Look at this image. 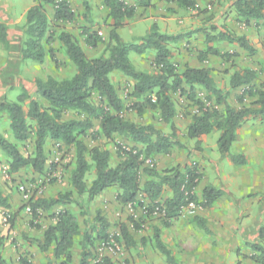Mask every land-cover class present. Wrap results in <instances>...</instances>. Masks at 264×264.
Here are the masks:
<instances>
[{"label": "rangeland", "instance_id": "1", "mask_svg": "<svg viewBox=\"0 0 264 264\" xmlns=\"http://www.w3.org/2000/svg\"><path fill=\"white\" fill-rule=\"evenodd\" d=\"M9 1L0 0V10L4 7L8 8ZM54 1H66L74 13L72 22L55 23L52 21L55 6L46 7L51 21L50 33L54 37L51 47L58 65L53 64L48 57L42 64L21 59L23 63H19L16 70L25 80H28L30 75H35V79H45L51 76L58 81L73 76L75 68L64 55L61 44L55 40L56 35L61 31L72 35L88 58L107 55V37L112 21L107 19L108 11L103 0H86L88 11L85 10L82 0ZM124 1L129 2V0ZM195 1L196 8L192 10H181L177 6L166 8V13L175 16L174 26L177 30L179 29L176 34L181 33L184 36L181 41L168 45L171 62L178 71L186 66L208 69L217 87L229 92L227 103L232 107L240 108L241 105L236 102L234 96L241 94L243 88L230 90L229 80L235 72L252 70L254 73L253 87L260 90V87L264 85V26L255 20L246 23L244 19L237 16L232 7L234 0ZM12 2H14V9L19 11L25 0H13ZM148 8L149 6L142 12H139V8L133 18L123 21V25L118 30L123 42H137L147 33L153 24L152 20L146 18ZM16 17H19L18 13ZM23 26L20 52L24 39ZM86 30L95 31L97 36L103 40V44H99L94 49L87 47L84 43ZM224 30L244 37L254 52L244 51L236 43L213 42L208 45L205 43V35L216 34ZM207 47L216 49L219 56L207 55L200 60V53L204 52ZM5 52L6 47L0 43V67ZM153 59L154 52L152 51H147L143 55L129 54L130 63L136 71L140 72L155 73L157 68ZM27 67L28 73H25ZM110 79L124 105L121 117L139 125L151 124L163 133H170L168 125L160 121L155 110H146L139 114L132 109L136 101L130 96L134 84L132 80L118 72L112 73ZM22 90L27 93L29 99L37 101L42 106L46 105L38 97L36 90H27L20 85L11 86L6 90L4 100L16 101ZM150 98L155 99L153 95ZM196 98L203 103L204 108L214 107L203 90L196 91ZM172 99L176 111L174 124L177 129V138L185 148L175 147L168 155L149 158L142 155L143 167L153 168L157 172L175 167L181 171L185 168H193L200 175L195 188L198 196L202 191V186L203 188L207 186L218 188L222 190L223 195L210 208L197 207L194 213H190L184 207L177 218L171 220L170 226L166 228L162 224L166 220L162 210L165 208V200L171 196L167 188L154 204H151L142 194L137 195L131 208L128 207L129 203L118 204L116 201L117 188L105 190L104 193H111L110 197H107L105 201H99L96 208L90 209L91 202L88 203L85 196H78L74 193L73 197L76 202L67 205L66 208L76 216L80 235L75 238L69 264H73V261L78 264L80 246L85 232L93 239L89 247L88 264H95L99 260V264H102L105 259L110 260L112 264L166 263L164 257L154 247L155 229L158 230L160 239L166 248L172 249L176 264H205L212 259L211 264L215 263L216 259L219 263L222 262L221 264H255L249 259L252 253L247 243L257 241L259 229L264 228V124L258 119H249L237 131V138L232 144L230 153L244 155L246 162L244 165L234 166L227 158H222L218 152L217 140L220 134L218 131H213L198 140L187 139L186 128L191 122V117L199 114V107L179 93L172 94ZM255 100L254 97L246 96L244 104L249 105ZM92 101L96 105L99 104L96 97H93ZM28 102L27 100L23 104L25 113L28 109ZM78 117L76 113L70 111L63 119H78ZM0 133L9 142L15 144L23 155H31L32 141L24 144L17 143L11 135L9 120L4 114L0 115ZM81 139L87 148L99 146L107 150L110 153L112 167L123 158L126 152L138 151L141 148L140 145H135L120 136H114L111 139L104 138L100 134L97 121H94V128ZM45 154L46 163L41 174H35L28 168L16 174H10L7 157L0 150V190L9 201L8 209H0L2 213L0 214V236H4L5 243L7 242L8 247L15 251L20 249L15 245L42 237L44 230L55 223L54 218L62 210L61 206H55L49 212H41L35 219L32 217V204L37 199L55 198L60 193L70 190L68 179L74 159L73 149L59 142L48 141L45 145ZM93 177L94 173L91 169L85 178L87 186ZM20 187L23 190H20ZM27 207L30 208L29 211L26 210ZM157 207L159 211H156ZM97 211H100L101 217L108 222L107 234L115 245L102 252L99 251V244L105 239H96V231L99 227L95 220ZM120 224L127 226L134 240V246L125 247L119 233ZM134 225L138 226L137 230L134 229ZM19 251L14 254L13 261L10 260L9 264H33L26 258H22L23 253Z\"/></svg>", "mask_w": 264, "mask_h": 264}, {"label": "trees", "instance_id": "2", "mask_svg": "<svg viewBox=\"0 0 264 264\" xmlns=\"http://www.w3.org/2000/svg\"><path fill=\"white\" fill-rule=\"evenodd\" d=\"M175 3L181 10L196 8L195 0H165ZM25 15L23 26V44L21 59L42 64L48 57L58 65L54 50L51 47L54 37L50 33V19L46 7L55 6L52 21L55 23H70L74 13L66 1L33 0ZM83 6L88 11L86 0ZM107 9V19L112 21L107 37V55L98 58H88L77 40L65 31L56 35V39L64 49V55L75 68V73L69 79L56 80L48 76L45 79H35L32 84L36 94L46 105L29 99L22 90L16 101L4 100L0 103V115L4 114L9 120L11 135L17 143L24 144L32 141L33 151L25 156L20 149L9 142L0 133V150L7 157L10 174H16L23 169H30L35 174L43 172L46 163L45 145L48 141L61 143L71 147L74 152L72 170L69 174V191L60 193L55 198L37 199L32 204V217L38 218L41 212H49L55 206L62 210L56 215L55 223L49 225L43 232L41 239H31L30 243L41 253H50L53 258L60 260V264L71 262V252L75 238L80 235V228L76 216L66 206L73 204V194L85 196L89 203L109 188H117L116 201L125 205L133 203L137 195L142 194L151 204L161 198L167 188L171 196L164 202L162 210L166 220L164 227L170 226V221L177 218L182 207L193 203L201 208H210L221 196L222 190L207 186L200 195L195 193L200 175L193 168L181 171L178 167L157 172L153 168L143 167L141 156L145 158L158 155H168L173 148L184 145L178 141L177 129L174 124L176 114L172 94L179 93L188 101L199 107V114L191 117L186 128L189 140H198L213 131H218L217 148L222 158H227L234 166L244 165V155L231 154L232 144L236 141L237 131L249 119H258L264 124V85L257 90L253 87L254 73L252 70L235 72L229 80L230 90L243 88L242 93L235 95L236 102L241 105L235 108L227 103L228 91H223L215 84L208 69L184 67L178 71L170 59L169 44L181 41L184 36L178 34H163L153 24L147 33L137 42L125 43L118 34L123 21L133 18L138 8L145 9L149 0H134V5L126 4L122 0H103ZM232 7L237 16L246 23L251 20L261 22L264 26V0H234ZM213 29V28H212ZM7 27L0 23V43L6 48ZM213 42L236 43L242 50L253 53L252 47L242 36H236L230 31H218L216 34L205 35V43ZM84 43L94 49L103 40L95 31H85ZM147 51L154 52L155 73L136 71L129 60V54L143 55ZM207 55L219 56V52L207 47L200 53V60ZM121 73L133 81L131 97L136 101L132 109L141 114L146 110H155L161 122L168 125L170 133H163L151 124L139 125L121 117L124 108L110 75ZM203 90L207 99L213 103V108H204L203 103L196 98V91ZM255 89V90H254ZM155 99L151 100V96ZM256 98L249 105L244 104L245 97ZM96 97L99 104H94ZM28 102L25 113L23 104ZM218 108H220L218 110ZM74 112L78 119L64 120L67 112ZM94 121L99 123L100 134L111 139L120 136L128 139L137 150H130L114 166L110 165V153L95 146L87 148L83 139L94 128ZM93 170L94 177L87 186L85 178ZM9 201L0 190V209H8ZM96 222L99 227L96 239H107L108 222L96 212ZM138 226L134 225L137 230ZM119 233L125 247L134 246V240L125 224H120ZM92 238L86 232L83 234L80 246L78 264H88L89 247ZM5 237L0 236V264H9L2 257ZM144 242V241H142ZM153 242L155 249L164 257L167 264H176L171 252L160 239L157 229L154 230ZM252 255L249 259L255 264H264V228L258 231L257 241L247 243ZM25 262V260H24ZM102 264H112L105 259ZM239 264V263H238Z\"/></svg>", "mask_w": 264, "mask_h": 264}, {"label": "crops", "instance_id": "3", "mask_svg": "<svg viewBox=\"0 0 264 264\" xmlns=\"http://www.w3.org/2000/svg\"><path fill=\"white\" fill-rule=\"evenodd\" d=\"M9 1V0H7ZM13 0L9 1L8 5L9 7L0 10V23H3L6 25L7 30V43L8 47L6 48L5 57L3 58V63L0 67V103L4 101V95L5 91L10 89L11 86H22L26 88L27 90H35L33 88L34 85L32 82L35 80V75H30L28 80H25L24 78L20 77L17 73L16 67L19 63H21V52H20V43H21V36H22V26L24 24V16L27 10L33 6L32 0L28 1L25 0V3L22 4V8L19 11H16L14 9V2ZM124 1V0H122ZM126 4L134 5V0L124 1ZM149 8L148 13L146 15V18L153 21V24H155L158 28V31L163 34H176L177 28L174 26V17L170 15L169 13H166L165 11L168 8H176L175 3L167 2L165 0H149ZM167 8V9H166ZM8 10V11H7ZM139 10V8H138ZM144 9H140L139 12H142ZM16 13L19 14V17H16ZM12 14V16H11ZM152 24V25H153ZM151 25V26H152ZM150 26V27H151ZM149 30V29H148ZM23 63V62H22ZM25 66V64H24ZM25 68V67H24ZM25 73H28V67L25 69ZM203 138V136L201 137ZM201 140V139H200ZM185 148V146H184ZM245 157V156H244ZM246 160V157H245ZM248 161V160H247ZM203 189V186H202ZM201 189V190H202ZM109 190V189H108ZM107 190V191H108ZM109 193L102 192L99 196H97L93 201H91V207L90 208H96L98 206L99 201H105L107 197H110ZM99 197V199H98ZM97 199V200H96ZM0 214L1 211H0ZM1 221V218H0ZM41 238V237H40ZM37 238V239H40ZM15 247L20 248L19 250H14L13 248H9L7 242L5 243V250L2 252V257L9 262L10 260L13 261V256L16 252H22V258H26L27 261L33 263V264H60L61 262L59 260H56L53 258L52 254L50 253H41L35 245H32L30 242L24 243L22 242L21 245H15ZM168 250L171 252L173 256V251L171 248H168ZM8 252H10L8 254ZM4 254H8L5 256ZM235 256H237L235 254ZM207 257V255H206ZM175 259V258H174ZM235 260V259H234ZM237 260V259H236ZM43 261V262H41ZM207 262L205 264H211V262ZM184 262V261H183ZM222 263V262H221ZM216 259L215 263L213 264H221ZM19 264V263H18ZM73 264H77L74 263ZM151 264V263H149ZM161 264H167V263H161ZM186 264V263H182ZM191 264V263H190Z\"/></svg>", "mask_w": 264, "mask_h": 264}, {"label": "built area", "instance_id": "4", "mask_svg": "<svg viewBox=\"0 0 264 264\" xmlns=\"http://www.w3.org/2000/svg\"><path fill=\"white\" fill-rule=\"evenodd\" d=\"M20 190H23V188L20 187ZM24 197L26 198V196H24ZM132 206H133V203H129L128 207L131 208ZM184 207H186V209H187L190 213H194L195 210H196V208H197L198 206H196V205L193 204V203H189V204H187V205L184 206ZM184 207H182L181 209H183ZM155 209H156V211H159V208H158V207L155 208ZM26 210L29 211L30 208L27 207ZM4 221L6 222V219H4ZM105 241H106V242H105ZM105 241H103V242H101V243L99 244V251H100V252H102V251H104V250H106V249H111V248H113V247L115 246V245H113V242H112V240L110 239V237H107V239H105ZM99 262H100V260L97 261L95 264H99Z\"/></svg>", "mask_w": 264, "mask_h": 264}]
</instances>
